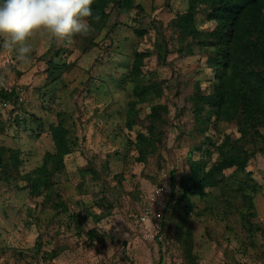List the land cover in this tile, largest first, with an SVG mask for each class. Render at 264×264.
I'll return each mask as SVG.
<instances>
[{
    "label": "rangeland",
    "instance_id": "374dc122",
    "mask_svg": "<svg viewBox=\"0 0 264 264\" xmlns=\"http://www.w3.org/2000/svg\"><path fill=\"white\" fill-rule=\"evenodd\" d=\"M133 4L125 9L111 1L98 22L88 18L94 31L71 42L37 33L28 63H19L0 37V83L19 89L15 102L0 104V148L7 149L0 167V260L264 264V151L240 132V116L214 115L203 133L198 130L191 95L210 93L217 70L212 48L175 25L187 1ZM195 22L204 30L217 26L203 9ZM133 75L155 85L146 97H137ZM60 118L74 149L60 169L50 167V182L34 190L36 169L56 151ZM258 130L264 134L263 126ZM141 134L153 145L146 148ZM233 141L245 168L225 170L219 185L207 189L210 197L182 199L180 181L191 175V165L205 160L210 168ZM172 170L176 204L165 236L145 239L137 214Z\"/></svg>",
    "mask_w": 264,
    "mask_h": 264
},
{
    "label": "trees",
    "instance_id": "16d2710c",
    "mask_svg": "<svg viewBox=\"0 0 264 264\" xmlns=\"http://www.w3.org/2000/svg\"><path fill=\"white\" fill-rule=\"evenodd\" d=\"M98 1V4L94 3L92 6L93 17L106 15L111 1L125 9L134 7L133 0ZM186 1L188 7L184 12L177 14L175 25L181 33L196 38L203 42V45L212 48L209 60L217 70L215 87L210 93L205 94L197 89L191 95L198 130L203 133L214 115L230 120L240 116V132L255 137L257 148L264 151V134L258 130V126L264 127V0ZM200 9L206 11L209 18L217 22L214 29L204 30L197 27L195 15ZM250 55L252 60L247 58ZM130 77L135 83V92L139 98L146 97L149 90L155 87L152 84L140 83L141 79L137 75ZM18 94L19 91L15 88L10 89L0 83V104L4 101L15 102ZM154 113L157 114V108H154ZM60 122L54 128L56 151L48 153L43 164L36 169L35 176L30 182V187L34 190H40L42 185L50 182L54 170L50 167L60 169L64 165V156L74 149L73 139L63 118ZM149 130L153 131L151 127ZM140 138L143 139L146 148L153 145L147 135L141 134ZM236 149L238 144L234 142L232 148L223 151L221 158H218L210 168H207L208 161L205 160L193 163L191 175L180 181L181 198L187 199L191 195L210 197V191L207 189L219 185L225 170L233 166L244 169L246 163ZM6 152L7 149L0 148V167H5L6 162L3 163L1 159ZM15 159L18 158L15 156ZM170 176L172 188L164 213L165 233L168 228V215L176 204L177 194L175 170L171 171ZM249 213L254 215L253 212ZM247 220L252 229L250 220ZM186 233L190 236L191 229L188 228ZM162 239L158 241L161 242Z\"/></svg>",
    "mask_w": 264,
    "mask_h": 264
},
{
    "label": "clouds",
    "instance_id": "9594fccd",
    "mask_svg": "<svg viewBox=\"0 0 264 264\" xmlns=\"http://www.w3.org/2000/svg\"><path fill=\"white\" fill-rule=\"evenodd\" d=\"M94 0H0V37L3 48L15 53L23 64L30 62L37 33L56 42L70 41L74 35L87 36L94 31L88 18L93 17ZM150 223V221H149Z\"/></svg>",
    "mask_w": 264,
    "mask_h": 264
},
{
    "label": "built area",
    "instance_id": "2783aa9c",
    "mask_svg": "<svg viewBox=\"0 0 264 264\" xmlns=\"http://www.w3.org/2000/svg\"><path fill=\"white\" fill-rule=\"evenodd\" d=\"M7 103V101L2 102V104ZM171 188L170 178H163L141 207L137 215V224L140 233L145 239L158 241L164 237V213L171 194ZM0 264L6 263L0 260Z\"/></svg>",
    "mask_w": 264,
    "mask_h": 264
}]
</instances>
